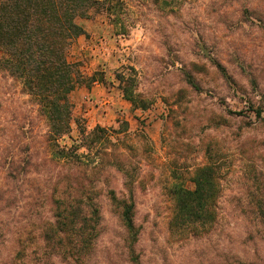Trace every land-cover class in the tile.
<instances>
[{"label":"rangeland","instance_id":"1","mask_svg":"<svg viewBox=\"0 0 264 264\" xmlns=\"http://www.w3.org/2000/svg\"><path fill=\"white\" fill-rule=\"evenodd\" d=\"M127 2L125 36L102 13L78 20L87 36L70 61L113 101L88 103L89 82L80 86L72 140L61 145L79 139L80 125H128L112 141L135 175V241L112 199L124 183L112 160L98 171L52 161L37 104L0 73V264H264V0ZM117 74L135 79L137 108L120 99ZM204 166L216 196L194 203L216 205L212 225L178 219L170 194L193 191Z\"/></svg>","mask_w":264,"mask_h":264},{"label":"trees","instance_id":"2","mask_svg":"<svg viewBox=\"0 0 264 264\" xmlns=\"http://www.w3.org/2000/svg\"><path fill=\"white\" fill-rule=\"evenodd\" d=\"M127 1L0 0V73L20 82L25 94L37 104L39 114L47 123L48 151L52 161L87 168L92 166V170L98 171L105 169L103 164L106 160H112L111 165L122 173L123 192L120 195L114 192L112 199L132 246L137 236L134 224L135 175L121 160V140L115 144L112 141L113 136L127 135L128 125L120 130L98 126L90 131L80 125L79 139L73 140V145H61L66 137L72 140L73 124L77 123L72 94L87 82L88 89L95 83L105 84L97 79L96 74L85 77L81 64L70 61L75 42L87 36L78 20L89 18L92 12L102 13L119 35L125 36L131 26ZM116 79L123 97L137 108L138 97L132 91L135 79L122 74H117ZM82 150L86 152L80 153ZM215 179L213 169L204 166L196 172L193 191L181 186L170 189V194L176 199L178 219L190 217L202 224H214L216 205L196 206L194 201L216 196L212 192ZM79 211L74 210L67 217L71 225L82 215Z\"/></svg>","mask_w":264,"mask_h":264},{"label":"crops","instance_id":"3","mask_svg":"<svg viewBox=\"0 0 264 264\" xmlns=\"http://www.w3.org/2000/svg\"><path fill=\"white\" fill-rule=\"evenodd\" d=\"M87 93H89V96L92 97V100H89L88 103H98L100 96L106 95L109 97L110 100H104L106 101V103H111L113 100L112 98V93L106 91V89L103 88V86L99 83H95L91 89L87 90ZM86 91L82 89V95H85ZM122 95H120V99H122ZM97 100V101H96ZM123 100V99H122ZM123 103H125L126 105V109L124 112H126L127 110H130V106H128V103L126 101H123ZM99 108V107H98ZM107 117H109V115H107Z\"/></svg>","mask_w":264,"mask_h":264}]
</instances>
